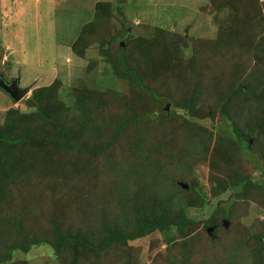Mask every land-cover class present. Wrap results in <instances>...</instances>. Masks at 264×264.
<instances>
[{"label": "rangeland", "instance_id": "rangeland-1", "mask_svg": "<svg viewBox=\"0 0 264 264\" xmlns=\"http://www.w3.org/2000/svg\"><path fill=\"white\" fill-rule=\"evenodd\" d=\"M98 1L104 3L97 7ZM236 1L247 2L244 5L250 7V14L242 9L237 16L232 0H62L55 7L50 0H0V74L6 81L18 78L21 87L30 88L18 102L0 88V124L11 106L31 110L26 100L33 89L55 79L61 80L59 88L64 91L59 99L71 108L75 87L84 85L94 93L106 94V108L93 123L96 127H83L75 137H69L98 154L55 147L51 139L57 136L49 129L45 139L36 138L34 144L27 141L21 147L18 173L1 171L0 264H179L184 260L201 264L208 259L214 264H252L264 222V210L255 201L257 194L249 196L247 211L241 210L229 227L233 226L231 236L243 235L237 247L229 244L230 233L223 231L217 244L207 243L203 228V220L219 199L224 208L238 199L235 192L243 184L220 193L221 185L231 182L236 172L264 183V148L259 147L264 146V138L255 145V136L248 132L253 147L246 142L235 148L218 143V136L225 141L235 138V126L242 132L250 129L255 117L264 112V90L259 97L250 93L247 98L233 88L234 83L251 84L256 78L264 83V23L240 31L232 41L236 51H231L226 63L237 71L235 78L228 79V91L221 92L216 86L218 78L211 72L220 59L216 58L218 63L208 60L210 41L219 37L230 40L226 28L249 18L256 21L253 8L258 13L261 7L264 16V0ZM42 9L49 18L34 16ZM84 25H88L86 34L94 43L88 45L86 58H81L71 45ZM124 29L129 30L130 41H137L132 45L142 48V55L145 52L139 76L144 85L157 91L159 102L131 77L112 76L106 68L97 42ZM169 33L183 38L177 65L166 57L174 48L164 39ZM120 41L125 43L127 38ZM201 52H205L204 59L195 60ZM89 60H95L99 74L95 75L94 67L87 70ZM227 100L228 115L223 113ZM76 110L74 106L72 112ZM147 111L156 117L136 120ZM76 115L80 116L78 110ZM177 186H184L189 193ZM201 193L209 198V204L196 207L193 204ZM165 196L170 198L173 212L182 206L202 221L188 229L189 234L209 244L196 259V253L185 254L184 238L176 227L155 230L127 245L114 244L97 252L83 249L78 260L73 258L81 247L57 254L53 246L55 226L95 243L106 238L111 227L135 230L143 215L139 205L156 206L157 198ZM31 238L39 239L40 244L27 252L17 248L7 257L11 245ZM261 251L264 253V246Z\"/></svg>", "mask_w": 264, "mask_h": 264}, {"label": "trees", "instance_id": "trees-1", "mask_svg": "<svg viewBox=\"0 0 264 264\" xmlns=\"http://www.w3.org/2000/svg\"><path fill=\"white\" fill-rule=\"evenodd\" d=\"M232 2L235 4L234 6L237 9V16H239L240 11L243 10L246 15L250 14L249 10H247L249 6L244 5L247 2L244 4L237 3L238 1L236 0H232ZM255 2L252 1V4ZM102 3H104V1H98L96 6L99 7ZM253 10L256 12L253 16L256 21H254L252 18H249V20L236 22V25L231 26L228 29L226 28L225 32H227L228 36L232 37L230 40H226L224 37H219L215 41H210L212 45L210 46L211 52H207L208 60L218 63L216 58L220 59L219 65L216 67L213 66L214 69H212L211 72L217 76L219 84L216 86L221 88L222 93L226 89V84L230 82L228 79L235 78L234 74L237 71L236 66L229 67L226 63V61H228L227 57L231 54V51H236V48L233 45V42L235 41L234 39L236 36L239 37V32L242 30L247 28H250L249 30L255 29V23H264L262 8H258V13L254 8ZM98 12H100L99 15H101L102 12L99 10ZM242 24L243 28H241ZM87 29L88 25H84L80 29L77 38L71 45L73 52L81 58H86L87 48L89 47L88 45L94 43L92 38L88 39L86 34V32H88ZM129 35V30L124 29L122 33H116L110 35V37L105 35L97 42L99 44V52L101 56L105 58L104 61L107 64L106 68L111 72L112 76L114 75L115 77H121L122 79H129L131 77L132 80H135L139 88L144 91H148L153 96V98L159 102L161 101V98L157 91L144 85L141 77L139 76V71L142 65L141 56L144 57L145 52H143L142 55V48H138L137 45H132L133 42L137 41H130ZM123 37L127 38L125 43L120 41V39ZM164 39L172 43V47H174L171 52L167 53V60L169 62H173V65L179 64V60L182 57V36L169 33V36H166ZM254 40H256V38ZM254 40L250 41V43L252 44ZM204 55L205 52H201L195 60H201L200 56L204 59ZM89 61L90 62L87 65V70H93V62H95V60ZM191 61L194 63L193 60ZM93 72L96 75L101 71L97 70V68L95 69L94 67ZM256 79L258 80H255V82L251 81V84L245 83L246 85H244L243 82L238 84L234 83L235 80H233L234 92H237L242 97L246 95L247 98L251 97L248 95L250 93L253 94L254 97H259L261 91L264 90V83H262L259 78ZM60 81V79H55L53 82L47 85L35 87L31 97L26 100V105L31 110L23 111V109L19 107H11L6 111L7 114L5 116V120L2 124H0V174L2 170L6 169H10L11 172L15 171L18 173L17 169H19V162L20 159H22L21 147H23L27 141H30L34 144L36 138H44L46 135L48 137L49 129L52 132L55 131L54 135L57 136V138L54 137L55 139H51L52 145L55 147H66L75 151L87 150L93 154H98V151H95L89 146L80 145L74 141H70L69 137H75L77 131L81 130L83 127L85 129L96 127L93 125V123L97 119L98 115L102 113V108H106V105H104L106 94L104 92L94 93L93 90H91L92 87L89 88L84 85H81L78 88L75 87L77 94L74 95V104L72 106H75L80 113V116H78L76 115L77 110L75 113H73V107H68L69 105H67L63 100L59 99L61 94L64 92L59 88V84L61 83ZM229 106L230 100L225 101L223 113L228 115ZM174 113L175 110L172 111V114ZM155 117L156 115L154 116L153 112L151 113L150 111H147L143 115L136 116V120L142 121L144 119H154ZM251 126L252 127L250 129H246L243 132L237 126H235V138L233 137V139H227V141H225L224 137L218 136V143L228 148H235L234 146L238 147V144L240 145L241 143L243 145V143L246 142L247 146L253 147L251 144V139L247 138V133L252 132V134L255 136V145H257L258 141L264 138V112L262 117H255V122L253 121ZM44 139H42V141ZM210 139H212V137H210ZM259 147L260 149L264 148V146ZM235 169L239 171L238 168ZM238 184H243L241 190L235 192V196H237L238 199L233 200L227 208L223 207L222 201L219 199L208 218L203 220V228L206 229V233L204 234L206 236L207 243L217 244V242L221 239V231H223L224 233H230L231 240L229 244L237 247L238 243L241 241V239H243V235L240 233L239 235L231 236L233 226L231 228L229 227L231 226V223H234L235 217L241 210L245 209L247 211L250 204L248 198L252 194H257L255 201L261 206L262 210H264V183L259 184L254 182L250 179L249 175H242L240 177L239 172H236L235 178H233L231 182L226 183L225 181L224 184L221 185L220 193H224L225 191H228L233 185ZM182 187L185 188L184 186ZM188 187L190 188L191 186ZM177 188L179 191L184 192L185 194L189 193V190H184L180 186H177ZM201 195L199 197V201L193 204L194 206L200 207L205 204H209V198L202 193ZM169 199L170 198L166 196L165 198H157L156 206L152 207H148L147 204H140L139 206L142 207L140 208V211L142 210L141 214L143 215L138 219V226L135 230L111 227L109 228L108 236L100 243H95L89 238L79 235L65 233L58 226H55L56 237L53 241V246L55 247L57 254H62L68 249L77 250L81 247L82 251L76 253L73 258L78 260V256L83 254L85 249L92 252H97L114 244L127 245L129 240L144 237L155 230L166 231L172 227H176L177 233L184 238L181 244L186 248L185 254L187 255L192 253L193 255L196 253V255H194L196 259L199 252L202 253L204 251L205 244L207 243L204 244L203 241H199L197 235H191V233L189 234L188 229L191 226L200 224L202 221H197L194 217H191L188 213V210L182 206L180 208L177 207L175 212H173L169 203ZM225 221H227V223H225ZM210 227L214 228L213 231H209ZM173 239L174 236L169 237L168 242L172 241ZM40 242L41 241L39 239L31 238L26 240V243L24 244L11 245L7 251V257L11 258L12 252L17 248L27 252L31 246L38 245ZM263 246L264 222L262 225H260V232L256 238V245L254 249L255 259L252 260V264H264V253L261 251ZM207 256L210 258L212 257L211 254H207ZM217 259L218 253L217 258L213 260L216 261ZM205 261L207 264H214L210 259H208V261H201V264H204ZM179 264H187V260H184L183 263Z\"/></svg>", "mask_w": 264, "mask_h": 264}, {"label": "water", "instance_id": "water-1", "mask_svg": "<svg viewBox=\"0 0 264 264\" xmlns=\"http://www.w3.org/2000/svg\"><path fill=\"white\" fill-rule=\"evenodd\" d=\"M0 88L6 92L11 99L18 102L22 100L27 93H29L30 88L29 87H21L20 86V80L18 78H13L10 81H6L2 74H0ZM169 109V102H167L166 110ZM187 187V185H184ZM227 223V221H225ZM213 227L209 228V231H213Z\"/></svg>", "mask_w": 264, "mask_h": 264}, {"label": "crops", "instance_id": "crops-1", "mask_svg": "<svg viewBox=\"0 0 264 264\" xmlns=\"http://www.w3.org/2000/svg\"><path fill=\"white\" fill-rule=\"evenodd\" d=\"M51 1V3L54 5V7L55 6H60L61 5V3H62V0H50ZM57 2V5H55V3ZM43 10V9H42ZM33 12V11H32ZM32 12H30V13H32ZM28 14V13H27ZM26 14V15H27ZM36 14V15H35ZM47 13H45V11L43 10V11H39V12H37V13H34V16L37 18V17H43L44 16V18L43 19H47V18H49V16L48 15H46ZM12 107V106H11ZM11 107H9V108H11Z\"/></svg>", "mask_w": 264, "mask_h": 264}, {"label": "flooded vegetation", "instance_id": "flooded-vegetation-1", "mask_svg": "<svg viewBox=\"0 0 264 264\" xmlns=\"http://www.w3.org/2000/svg\"><path fill=\"white\" fill-rule=\"evenodd\" d=\"M8 81V80H7ZM10 81V80H9Z\"/></svg>", "mask_w": 264, "mask_h": 264}]
</instances>
